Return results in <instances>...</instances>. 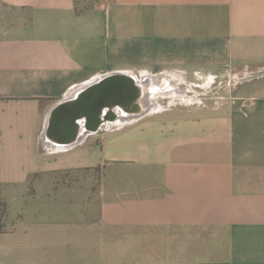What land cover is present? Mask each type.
<instances>
[{
	"label": "crops",
	"instance_id": "0c3cea01",
	"mask_svg": "<svg viewBox=\"0 0 264 264\" xmlns=\"http://www.w3.org/2000/svg\"><path fill=\"white\" fill-rule=\"evenodd\" d=\"M111 73L128 110L51 138ZM0 202V264H264V0H0Z\"/></svg>",
	"mask_w": 264,
	"mask_h": 264
},
{
	"label": "water",
	"instance_id": "95a60500",
	"mask_svg": "<svg viewBox=\"0 0 264 264\" xmlns=\"http://www.w3.org/2000/svg\"><path fill=\"white\" fill-rule=\"evenodd\" d=\"M138 96L131 76L124 73L104 75L52 108L47 119V133L58 143H72L80 132L95 131L105 120L116 117L115 108L127 111L128 105ZM81 118H84L83 124L78 123Z\"/></svg>",
	"mask_w": 264,
	"mask_h": 264
},
{
	"label": "trees",
	"instance_id": "16d2710c",
	"mask_svg": "<svg viewBox=\"0 0 264 264\" xmlns=\"http://www.w3.org/2000/svg\"><path fill=\"white\" fill-rule=\"evenodd\" d=\"M3 203L0 202V218L4 215V208H3Z\"/></svg>",
	"mask_w": 264,
	"mask_h": 264
},
{
	"label": "bare ground",
	"instance_id": "6f19581e",
	"mask_svg": "<svg viewBox=\"0 0 264 264\" xmlns=\"http://www.w3.org/2000/svg\"><path fill=\"white\" fill-rule=\"evenodd\" d=\"M149 78V77H148ZM155 78V77H154ZM153 81V80H152ZM90 82V81H89ZM146 82V81H145ZM147 83V82H146ZM155 85V84H154ZM158 85H159V83H158ZM153 88V87H152ZM163 89V88H162ZM161 90V89H160ZM154 104V103H153ZM120 119V118H119ZM121 121H122V119H120Z\"/></svg>",
	"mask_w": 264,
	"mask_h": 264
}]
</instances>
